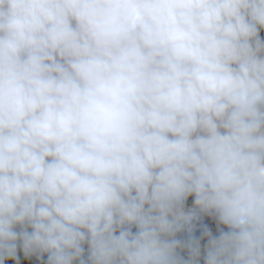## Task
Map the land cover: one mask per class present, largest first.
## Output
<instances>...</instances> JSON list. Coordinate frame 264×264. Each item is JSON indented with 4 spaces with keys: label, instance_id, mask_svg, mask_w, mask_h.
I'll use <instances>...</instances> for the list:
<instances>
[{
    "label": "clouds",
    "instance_id": "obj_1",
    "mask_svg": "<svg viewBox=\"0 0 264 264\" xmlns=\"http://www.w3.org/2000/svg\"><path fill=\"white\" fill-rule=\"evenodd\" d=\"M261 29L264 0H0V264H264Z\"/></svg>",
    "mask_w": 264,
    "mask_h": 264
},
{
    "label": "trees",
    "instance_id": "obj_2",
    "mask_svg": "<svg viewBox=\"0 0 264 264\" xmlns=\"http://www.w3.org/2000/svg\"><path fill=\"white\" fill-rule=\"evenodd\" d=\"M261 36L264 37V29H261ZM194 196H189L188 199L185 202V208L186 210L190 207H194L193 205ZM195 227L192 232V236L196 238H201L202 233L205 227L208 228L209 231L212 232L213 235L218 234V232L223 229L227 230L226 226L220 224L213 215L207 214V213H201L199 220L195 221ZM135 228H133V231ZM178 239L185 240L188 238L189 233L186 230H182L176 234ZM207 237L201 238V246L203 251V245L206 243ZM181 254L186 256L187 251L181 250ZM43 259L46 261V254H44ZM6 264H13L11 260H6ZM30 264H41L40 260H37L36 258H31ZM201 264H203V259L201 258Z\"/></svg>",
    "mask_w": 264,
    "mask_h": 264
}]
</instances>
